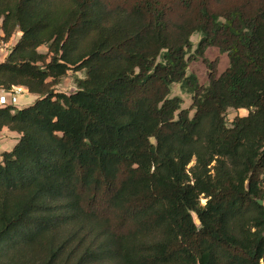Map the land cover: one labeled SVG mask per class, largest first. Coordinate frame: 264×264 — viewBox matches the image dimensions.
Masks as SVG:
<instances>
[{
    "label": "trees",
    "instance_id": "16d2710c",
    "mask_svg": "<svg viewBox=\"0 0 264 264\" xmlns=\"http://www.w3.org/2000/svg\"><path fill=\"white\" fill-rule=\"evenodd\" d=\"M1 21L23 36L0 91L38 99L0 109L21 135L0 160V264H264V0H0Z\"/></svg>",
    "mask_w": 264,
    "mask_h": 264
},
{
    "label": "rangeland",
    "instance_id": "374dc122",
    "mask_svg": "<svg viewBox=\"0 0 264 264\" xmlns=\"http://www.w3.org/2000/svg\"><path fill=\"white\" fill-rule=\"evenodd\" d=\"M2 26V21L0 22V27ZM23 33L18 31L14 37L16 40L20 41L22 38ZM12 39H10L11 41ZM201 40L200 35H194L191 39V42L193 44V50L191 52V55L195 52V50L198 47V44ZM39 52L41 54H47L48 53V47H41L39 49ZM0 55H2L0 53ZM1 57V56H0ZM205 59L209 60L210 62H216L218 61V72L219 77L229 68L230 66V60L227 54L221 53L218 49L212 48L209 49L205 55ZM3 60V59H2ZM0 60V63L4 62ZM195 75L200 85L207 86L209 84V71L207 66L205 65L203 60L195 61L190 64L189 70H188V76ZM86 78V72L80 71L75 72L71 71L68 73L67 77L62 80V83L55 88V90L59 93H73L76 91V80H84ZM27 91V90H26ZM26 94H29L28 91ZM172 98H181L183 100L182 109L183 110H189L193 104L192 96L189 94H186L183 92L182 87L180 85H174L172 87ZM35 103V102H34ZM30 107L33 105V99L28 97L27 95L19 96L18 97V103L15 106V108L18 110H22L24 108ZM13 113V112H12ZM195 112L193 111L191 113V118L194 117ZM249 115V112L247 110H229L227 113V123L230 127L232 122L235 120L236 117H246ZM194 165V163L191 165V167ZM202 204H206V200H202ZM197 220V219H196Z\"/></svg>",
    "mask_w": 264,
    "mask_h": 264
},
{
    "label": "built area",
    "instance_id": "2783aa9c",
    "mask_svg": "<svg viewBox=\"0 0 264 264\" xmlns=\"http://www.w3.org/2000/svg\"><path fill=\"white\" fill-rule=\"evenodd\" d=\"M4 34L0 32V60L5 61L10 55L13 48L18 43L15 37L11 41L7 42L4 40ZM27 91L23 87H13L10 91H0V109L15 108L18 103V97L28 95ZM14 113V111H12Z\"/></svg>",
    "mask_w": 264,
    "mask_h": 264
},
{
    "label": "crops",
    "instance_id": "0c3cea01",
    "mask_svg": "<svg viewBox=\"0 0 264 264\" xmlns=\"http://www.w3.org/2000/svg\"><path fill=\"white\" fill-rule=\"evenodd\" d=\"M27 96L33 99V104L38 99L37 96H33L30 93ZM28 106L29 105H27V107ZM20 139V134L12 132L8 128H4L2 131H0V160L2 159L3 154L11 152L15 148Z\"/></svg>",
    "mask_w": 264,
    "mask_h": 264
},
{
    "label": "water",
    "instance_id": "95a60500",
    "mask_svg": "<svg viewBox=\"0 0 264 264\" xmlns=\"http://www.w3.org/2000/svg\"><path fill=\"white\" fill-rule=\"evenodd\" d=\"M247 188L249 189V185L247 184ZM259 204L262 206L263 205V203L261 202V201H259ZM196 224L197 225H200L201 223H200V221L197 219L196 221Z\"/></svg>",
    "mask_w": 264,
    "mask_h": 264
}]
</instances>
